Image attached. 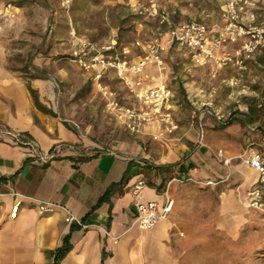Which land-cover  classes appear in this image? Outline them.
I'll return each mask as SVG.
<instances>
[{
    "label": "crops",
    "instance_id": "obj_1",
    "mask_svg": "<svg viewBox=\"0 0 264 264\" xmlns=\"http://www.w3.org/2000/svg\"><path fill=\"white\" fill-rule=\"evenodd\" d=\"M6 13L20 15L22 8L13 11L0 0V18ZM204 24L214 33L222 20L217 26ZM25 25L10 19L0 28V264H190L186 255L204 238L185 224L189 214L183 206L190 200L179 196L180 189L214 185L222 190L214 222L218 237L225 235L227 204L239 209L246 206L247 191L258 177L235 158L255 150L264 160V136L231 119L215 127L208 117L177 122L173 133L157 139L152 137L161 130L158 121L130 133L106 115L94 71H81L74 89L80 90L89 78L90 100L66 103L65 95L43 72L8 67L3 41H15ZM128 50L126 57L132 62L144 53L133 45ZM187 53L194 66L215 71L210 62L195 64ZM101 73L103 78H113L125 93L119 96L111 90L117 100L133 108H148L129 95L139 76L141 85L135 91L158 85L170 90L167 66L163 70L148 66L142 75L118 76L109 68ZM193 73L192 79L200 76ZM171 107L177 109L173 91ZM83 110H87L85 116ZM13 134L34 141L39 153L52 151L54 156L39 162ZM225 159L230 161L225 163ZM139 181L145 185L136 190ZM166 195L172 200L167 217L151 230L140 229L135 205L152 201L160 209ZM40 202L58 207L42 213ZM67 212L86 226L67 223ZM230 217L237 219L236 214ZM206 251L204 246L197 250Z\"/></svg>",
    "mask_w": 264,
    "mask_h": 264
},
{
    "label": "rangeland",
    "instance_id": "obj_2",
    "mask_svg": "<svg viewBox=\"0 0 264 264\" xmlns=\"http://www.w3.org/2000/svg\"><path fill=\"white\" fill-rule=\"evenodd\" d=\"M250 1L253 5L250 10L254 13L255 21L259 23L262 20V0ZM4 2L13 11H20L22 8L23 14H4L0 18V28L6 27L3 24L10 19L26 24L17 33L15 41H3L8 67L43 72L41 74L47 76L51 85L65 95L66 103L90 100L89 78L80 90H74L76 81H79L77 75L81 71H90L72 61L71 52L80 41L95 45L110 42L115 48L112 55L121 57L122 48L130 47L135 41L165 42L168 31L184 21L195 20L217 26L222 20L221 28L225 24V0ZM249 14L242 15L243 22L248 20ZM165 66L169 69L167 83L173 91V101L177 105V109L173 110L174 117L179 118L177 122H198L200 117L204 120L208 117L217 127L218 124L223 125L226 119H231L239 122L241 128L251 129L252 132L264 136V49L256 51L246 62L244 69L214 67L216 74L213 76V69L205 71L194 66L185 48L169 44L163 53L161 69H165ZM191 72L200 76L195 74L192 79ZM113 80L102 77L101 84L110 91H117L119 96H125ZM129 93L133 95L131 91ZM114 97L116 98L115 94ZM81 113L85 116L87 110ZM106 115L115 120L107 110ZM235 159L242 163L240 156ZM180 190L179 196L190 200L189 205L183 206L189 214L185 224L204 238L203 243L195 247L193 253L186 255L191 261L190 264H264V214L245 205L239 209L227 204L226 213L229 216L225 222L226 234H219L218 237L214 220L219 212L218 202L222 190L214 185L203 188L185 186ZM232 214H236V221L230 217ZM203 246L207 251L198 253L197 250Z\"/></svg>",
    "mask_w": 264,
    "mask_h": 264
},
{
    "label": "built area",
    "instance_id": "obj_3",
    "mask_svg": "<svg viewBox=\"0 0 264 264\" xmlns=\"http://www.w3.org/2000/svg\"><path fill=\"white\" fill-rule=\"evenodd\" d=\"M262 20L257 23L254 13L250 10L253 5L250 0H225L223 18L224 26L217 32L211 33L207 26L199 21H184L172 27L164 41H150L141 43L135 41L134 47L143 48L144 53L137 61H130L126 55L128 47H123L121 57L112 55L114 44L95 45L81 42L74 45L71 52L72 61L85 70L94 71V81L101 96L105 100L107 112L128 132L139 133L143 126L153 121L161 124V130L153 139L161 135H169L178 128L171 107V91L163 85L149 87L139 92L134 87L141 85L140 76L135 81L130 91L139 98L146 109H138L121 104L112 91L101 84L102 69H114L118 76L124 73L142 75L146 67H163V53L167 45L175 44L185 48L195 64L210 62L214 67H235L244 69L246 62L252 58L259 49H264V0L260 4ZM250 13L248 20L243 22L242 15ZM19 142L28 146L36 159L41 163L48 162L54 152L39 153L34 141L20 134H13ZM243 164L257 172L256 184L247 191L246 207L264 214V160L258 151L252 150L248 154L240 156ZM230 160L225 159V163ZM211 181L206 184H211ZM144 181L134 185L136 190L144 187ZM58 207L53 202L38 203V210L42 213L52 212ZM18 205H15L16 212ZM172 200L166 195L164 205L158 209L155 202H139L135 205V221L142 230H151L159 220L164 219L170 213ZM67 223L73 221L80 226L86 225L67 212Z\"/></svg>",
    "mask_w": 264,
    "mask_h": 264
}]
</instances>
